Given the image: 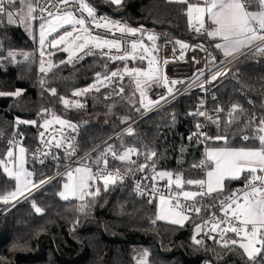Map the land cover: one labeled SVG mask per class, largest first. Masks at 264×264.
<instances>
[{
  "label": "trees",
  "instance_id": "1",
  "mask_svg": "<svg viewBox=\"0 0 264 264\" xmlns=\"http://www.w3.org/2000/svg\"><path fill=\"white\" fill-rule=\"evenodd\" d=\"M89 2L103 12L134 25H148L164 33L192 38L184 5L167 3L166 0H124L123 7L112 5L108 0ZM39 22L36 20L37 24ZM0 44L3 46L0 57L6 56L8 50L29 53L28 60L17 55V62L0 61V91L23 90L19 97L0 96V158L5 156L9 140L14 136L21 137L27 149V167L34 173L33 182L38 183L57 173L54 165L37 164L30 156L31 149L38 144L39 125L51 116H58L77 125L80 155L135 122L132 127L134 134L128 135L125 132L113 138L112 148L117 152L126 147H135L142 153L146 149L154 150L157 153L154 157L156 170L182 173L184 180H205L207 173L202 168L193 167L204 158L205 143L188 140L192 133L198 131V123L203 126L206 123V127L201 130L208 136L221 135L228 138L227 141L212 140L208 142V148L259 146L258 140L244 141L241 136L254 135L252 129L242 131L247 120L255 116L257 119L252 125L255 128L259 119L264 118V55L253 52L237 61L210 94L208 116L213 119L219 116L217 127L216 123L193 114L202 108L200 92L186 95L142 117L147 109L141 103L136 80L140 81L141 87L150 80L139 79L136 73H133L135 79L124 74L123 81L114 80L107 87L98 85L99 92L93 89L80 97L72 95L74 90L95 84L97 72L105 74L121 70L123 73L125 66L128 69H147L149 63L142 50L135 53V59L113 62L92 56L77 65H59L61 60H68L70 53L62 48L50 49L45 51L43 59L52 60L59 67L45 76L39 72L41 56L38 40L29 36L20 25H9L5 18L0 24ZM50 52L54 55L49 56ZM141 55L144 59H140ZM42 78L46 81V88H56V96L41 87ZM119 87L124 88V93L117 95L115 90ZM244 90L246 92L243 93ZM106 96L110 98L105 99ZM60 97L70 101L79 100L84 107L65 108ZM218 103H222L226 110L234 103L242 106L243 115L236 113L238 123L228 125L227 112L215 111ZM42 109L48 111L45 113ZM125 117L130 119L122 123ZM17 118L34 120L36 124H16ZM182 148L185 151L182 152ZM132 159L138 163L145 162L143 155L139 158L133 156ZM107 165L124 173L131 167L119 160L108 161ZM145 172L150 177L155 175L151 168L128 174L122 184L110 186L106 193L102 190L95 203L85 209L84 213L76 211L82 203L79 199L65 201L59 197L64 180L62 177L12 210L3 211L8 205L0 204V264H137L144 250L149 253L148 264H247L239 249L229 252L212 239L201 245L194 244L192 240L196 234L195 225L201 222L202 211L209 213L215 204L246 180L247 173L239 180L227 181L222 193L208 196L207 208H203L198 216L188 214L191 220L180 227L164 221H158L155 225L150 223L157 214V200H152L150 204L149 198L139 195L133 189V181ZM152 182L157 185L168 184L159 178ZM98 186L103 189L102 181L98 182ZM172 186L176 191L181 190ZM14 188L15 181L8 179L0 167V192ZM183 190L199 191V188L185 184ZM91 199L85 197L86 201ZM203 199L197 198L198 201ZM33 201L43 209L42 213L35 212ZM197 239H200L199 235Z\"/></svg>",
  "mask_w": 264,
  "mask_h": 264
},
{
  "label": "snow or ice",
  "instance_id": "2",
  "mask_svg": "<svg viewBox=\"0 0 264 264\" xmlns=\"http://www.w3.org/2000/svg\"><path fill=\"white\" fill-rule=\"evenodd\" d=\"M108 2L117 7H123L124 0H108ZM167 3H175L184 5V14L188 18L190 27H194L195 31L200 33L201 31L206 32L207 36L216 39H220V43H216L214 46L217 49L223 51L226 57L232 56L234 53L239 52L241 48L250 46L256 41H264V0H196L195 3L190 0H166ZM19 5V7H17ZM54 9V10H53ZM80 12L81 15L77 16L76 13ZM87 13L86 19L83 13ZM37 13H39L37 15ZM205 17L210 21V24L206 26ZM6 18L7 23L12 25L16 23L17 19L21 23H24L26 28L31 27V23L34 20L41 21L39 25V44L40 50V72L45 76L51 72L54 68H58L59 65L66 63H72L73 56L77 59H82L78 56V52H85L88 54L92 53V48L100 50L101 55H106L105 49L108 53L113 50L120 52L122 50V39L112 38L109 39L100 34H93L92 28L106 29L109 32H119L123 35L137 36V34L143 36V26L141 28H133L127 24L121 23L120 21H112L107 17H97L96 10L90 6L85 0H0V24L3 23ZM103 21V23H101ZM195 21V24L193 23ZM65 26H71V30H65L62 34H58L55 38L48 41V37L52 36L53 33H59L60 29H64ZM115 33L113 32V36ZM147 38L150 41H155L157 37L154 34L148 33ZM46 41L50 48L56 49L63 45L62 48L65 52H70L68 60H61L58 64L48 60L47 63L43 59L46 55L44 48ZM182 48H187L188 45L181 41H176ZM141 48L144 52L148 49L145 48L144 44L140 40H133L130 42L131 52H125L123 55H113L110 59L115 62L116 60H126L131 56L135 59V52L137 48ZM3 50L2 44H0V51ZM201 50H205L201 46ZM256 53L264 55V47L256 49ZM255 54V53H254ZM17 55H21L25 60L29 59V53L19 52L14 50H8L7 55L0 57V61L9 60L10 62H17ZM49 56L54 53H48ZM140 59H144L141 55ZM154 59L148 61L149 65H152ZM214 59V58H213ZM168 63V61H164ZM229 71H231L229 69ZM133 73L138 75L147 76L153 83H158L161 80H165V85L168 83L162 76H156L155 72L145 73L143 70L138 68L128 69L126 66L123 70L112 71L111 73L101 74L96 73V83L89 87L74 90L72 95L75 97L83 96L93 89L99 92L100 88L98 85L105 87L109 86L114 80L123 81L124 74L129 77H133ZM224 72H216L213 74L206 83H212L217 80L218 77L224 75ZM203 75V73H201ZM107 82V83H105ZM172 85L179 83V81H171ZM40 85L52 96L57 95L56 88H46V81L42 78ZM150 85L145 83L141 87L140 81L136 80L137 90L140 92V96H145V90ZM204 87L203 84L200 85ZM117 95L124 93V88L119 87L115 90ZM168 95L174 94L172 87L167 88ZM23 94V90L17 89L14 92H3L0 91V96L19 97ZM110 96H106L105 99H109ZM167 96H161L159 100H148L147 104L141 103L145 109L152 106H156L160 103V100H166ZM60 101L63 103L65 108L75 107L83 108L84 104L79 100H72L65 97H60ZM251 103V101H250ZM203 107V102L201 103ZM139 111V109H136ZM47 109H42V112H47ZM217 113L224 111L222 108L215 110ZM239 112L241 115L244 113L242 106L238 104H232L228 111L227 120L228 125L238 123L236 113ZM194 115L206 117L210 122L216 123L219 127V116L215 119L212 116H207L205 111L199 110ZM55 120L61 125L71 127L73 131L76 130L77 125L72 124L70 121L61 119L58 116H54ZM175 120V115H173ZM129 117H125L121 120L122 123H127ZM256 117L253 116L247 120L244 129H252L254 135L244 134L241 139L248 141L249 139L258 140V147H240V148H207L205 152V160H202L199 164L193 165V167L203 168L209 167L207 171V180L204 179H183L182 173L174 174L170 171H157L156 162L154 157L157 153L154 150L146 149L143 153L135 147H126L122 151L117 152L111 146L107 149L114 159L131 165L126 170L125 175L132 174L136 171L144 172L146 169L151 168L153 175L151 179L155 181L157 178L163 180L167 178L169 185H175L180 191L174 193L176 199L175 202L171 198L160 196L161 205L167 206L164 211H158L155 219H151L150 223L155 225L158 221H167L172 225H179L183 227L186 221L191 220V215L186 213H194L199 215L203 210L202 206H196L195 201L198 197H211L213 194L222 193L224 189L225 180L239 179L243 173H247L246 184L243 191H236L230 195L224 197L218 202V206L223 213L222 218H217L215 213L212 214L210 219L204 220L201 224L195 225V235L192 240L196 245H201L202 240L197 239V236L204 231L207 227L208 232L205 235L209 239L214 240L222 249L229 252H235L237 249L241 250V255L246 259L247 264H264V118H260L255 128H252L253 123L256 121ZM51 121L45 119L44 124L41 127L47 128ZM16 124H36V121H26L17 118ZM198 131L192 133L189 137V141L195 140L196 143H203L205 140H225L227 136L217 135L215 137L208 136L201 129L203 125H196ZM128 135L134 134V129L129 127L126 130ZM40 136L43 137L44 133L41 132ZM55 139V138H53ZM8 150L3 158H0V167L3 168V174L10 180L15 181V188L10 191L0 192V204L13 205L14 201L19 202L20 197L24 196L25 192H31L32 188H39V186L45 184L47 179L40 180L38 183L33 182L30 177L34 175L33 172L28 171L25 167V153L26 149L23 146H19L15 141L10 140ZM52 143V141H48ZM67 144V148L72 149L69 155L75 154V146L71 141H67L63 138L60 141L55 142V147L60 148ZM18 147L19 156L14 152V148ZM185 151V149H181ZM48 153H45L47 155ZM35 155V154H33ZM143 155L145 162L138 163L137 160L132 159L133 156L139 158ZM103 162L104 167L100 168L97 172H93L92 168L87 166H78L74 169L75 173H79L80 176L76 179L73 184H64L65 191L58 193L62 200H69L70 197L79 199L82 203L76 209V211L84 213L85 209L90 208L92 203H95L96 197L100 196L101 191L108 192L110 186H115L117 183H123L125 176L121 175L120 170L109 171L107 169L108 161L105 156H101L96 160V164L99 165ZM43 163V161H40ZM8 164H12L13 167L9 168ZM67 175L71 178L73 172L70 171ZM145 179H148L145 176ZM97 180L102 181L103 189L96 187L94 191L90 190L93 183ZM198 186L199 191H184V185ZM206 186V187H205ZM146 187V186H145ZM153 187V191H155ZM134 191L139 193L141 196L145 195L142 190V186L137 183ZM85 197H91V201H86ZM184 201H192V205L181 203L180 198ZM148 203H152V199L148 200ZM213 207V206H209ZM32 208L36 213H42L43 209L38 207L36 203L32 202ZM179 209V211L177 210ZM216 233L219 236L217 239ZM228 233H233L236 238H229ZM149 253L144 250L141 254L137 264H148Z\"/></svg>",
  "mask_w": 264,
  "mask_h": 264
},
{
  "label": "built area",
  "instance_id": "3",
  "mask_svg": "<svg viewBox=\"0 0 264 264\" xmlns=\"http://www.w3.org/2000/svg\"><path fill=\"white\" fill-rule=\"evenodd\" d=\"M43 3L44 0H41ZM86 3H88L90 6H92L97 13V17H107L109 20L112 21H120L121 23L127 24L130 27L133 28H141L143 26L144 35L141 36L137 34V36L133 37L130 35H121L119 32H115V35L113 36V32H109L107 30L103 29H96L92 28L93 34H100L101 36H105L109 39L116 38V39H122V50L120 52H116L113 50L111 53H108V50L105 49L104 52L107 53L106 55H101L100 50L96 48H92V53L94 54H88L87 50L85 52H78L77 55L82 57V59H77L76 56H73L72 59V65H77L84 60L92 57V56H99L105 59H110L113 55H123L125 52H131L130 49V42L133 40H140L143 42L145 48L148 49L153 55L154 60L158 63L159 69L156 73V76H162L166 79L168 82L165 85V80H161L158 83H153L151 80L148 82L150 85L145 90V96L142 97L143 104H147L148 100H159L161 96H167L166 100H160V103L156 106H152L147 109V111L144 113L143 117H147L165 107L168 105L176 102L177 100L185 97L186 95H189L191 93L200 92L202 95V102L204 104V107L200 108L199 110L205 111V113L209 114V108L207 107L208 104V98L212 91L218 86V84L221 82V80L226 76L229 69L239 60H241L243 57L256 52V49L259 47H264V41H257L255 44H253L248 49L244 50L243 52L239 54H235L233 56L228 57H221L219 56L213 47V41L210 37L207 36L206 32L201 31L200 33L196 32L194 27L189 26V32L192 38H184V37H178L175 35H171L168 33H164L161 31H158L151 26L148 25H134L128 21L119 19L117 17H113L109 15L106 12H103L101 9L93 6L89 0H85ZM54 10V9H53ZM39 13H37L38 15ZM77 16H80L81 13L77 12ZM83 16L87 18V13H83ZM103 22V21H101ZM195 24V23H194ZM209 25V24H208ZM206 25V26H208ZM71 30V27H69ZM151 33L154 34L157 39L155 41H150L147 38V34ZM176 41H181L184 44L188 45L187 48H182L179 44H176ZM201 46L205 50H201ZM159 53V54H158ZM131 56H129L130 58ZM128 58V59H129ZM214 58V59H213ZM152 58H148V61ZM111 60V59H110ZM164 61H168V63H164ZM224 72L225 74L218 77L217 80L212 81V83H206L210 79V77L215 74L216 72ZM203 73V75H201ZM179 81V83H176L175 85H172L171 81ZM236 82V81H234ZM203 84L204 87L201 88L200 85ZM172 87L174 89V94L168 95L167 88ZM246 92L245 90L243 93ZM222 108L224 111L227 112L228 116V110L225 109L224 105L222 103H218L216 106V109ZM215 109V110H216ZM222 111V112H224ZM207 119L206 117H204ZM44 122H42L39 125L38 128V144L33 149H31L30 156L37 164H46L50 163L56 167L57 173L53 175L52 177L47 179V182L39 188H34L32 191V194H30L28 198L31 196L37 194L42 189L53 183L55 180L59 178L65 177L68 172L74 171L75 168L79 166L80 162H87L89 161L88 167L92 168L93 172H97L100 168H103L104 166H98L95 163L94 157H101L102 155L105 156L107 161L115 162L116 159L113 158V156L107 152L109 139L102 142L98 147L93 149L90 152H86L83 155H80V141H79V129L76 128L75 131L71 127L64 126L61 128V125L57 122H51L50 125L47 128L41 127ZM135 122L130 123L126 125L125 127L121 128L118 132H116L114 135H112L110 138H116L119 135L126 132L127 128L133 127ZM206 124V123H205ZM204 124V128L206 125ZM23 125V124H21ZM43 132L44 136L41 137L40 133ZM66 138L67 141H71L72 144L75 146V154L69 155V153L72 151V149L67 148V144L63 147L57 148L55 147V142L60 141L61 139ZM55 138V139H53ZM10 140H13L16 142L19 146H24V143L21 139V137L14 136ZM9 140V141H10ZM48 141H52V143H48ZM212 140H205V147L208 148V142ZM9 144V143H8ZM17 148V147H15ZM205 149V152H206ZM45 153H48L45 155ZM35 154V155H33ZM205 154L204 158L202 160H205ZM43 161L41 163L40 161ZM8 167L11 168L12 164H8ZM208 166H205L202 168L203 172H207ZM107 169L109 171H114L117 168H112L107 165ZM121 175L125 176L126 180L128 178V175H125L123 171L120 170ZM145 176L148 177V179H145ZM99 182L97 180L94 184ZM246 180H244L242 183L238 184L228 195H230L233 192H236L238 190L243 191ZM139 183L142 186V190L144 191L145 195H143L146 198H151L152 200H158L161 195L165 196L166 198H171L173 202H175V195L176 189L169 184H163V185H157L152 182L151 177L149 173L145 172L143 173L139 178L133 181V189L135 188V185ZM146 186V187H145ZM153 187H155V191H153ZM137 193V192H136ZM139 194V193H138ZM140 195V194H139ZM226 195V196H228ZM224 196V197H226ZM208 196L203 197V200H196L195 205L196 206H202L203 208H207L206 199ZM223 197V198H224ZM222 198V199H223ZM26 200V199H25ZM14 202L16 203H22L24 202ZM181 203L192 205V201H184L183 198H180ZM16 207V206H15ZM179 211V209H177ZM203 215L201 217L202 223L206 219H210L212 214L215 213V216L217 218H222L223 213L220 210L218 203L214 205V207L211 209L209 213H206L204 211ZM187 214H194V213H187ZM208 232V228L206 227L203 232L199 234L200 240L205 243L209 240L208 236L205 235V233ZM212 235H216L219 239V236L216 233H213ZM229 238L232 236L235 237L233 233L227 234ZM236 238V237H235ZM214 264V263H210Z\"/></svg>",
  "mask_w": 264,
  "mask_h": 264
},
{
  "label": "rangeland",
  "instance_id": "4",
  "mask_svg": "<svg viewBox=\"0 0 264 264\" xmlns=\"http://www.w3.org/2000/svg\"><path fill=\"white\" fill-rule=\"evenodd\" d=\"M19 7V6H18ZM97 14V13H96ZM120 19V18H119ZM123 20V19H122ZM126 21V20H125ZM129 22V21H128ZM40 23L41 22H39L38 24L36 23V20H34V21H32V23H31V27H28V28H26V26H25V24L24 23H21L20 22V20L19 19H17V21H16V23H14V24H17V25H20L27 33H28V35L29 36H31V37H36L37 38V40H38V45H39V48H40V50H41V47H40V44H39V25H40ZM101 23H103V22H101ZM193 23H195V22H193ZM69 27H71V26H65V28L64 29H60L59 30V33H53L52 34V36H50V37H48V41H50V40H52L53 38H55L58 34H62L65 30H70L69 29ZM101 29H103V28H101ZM103 30H106V29H103ZM113 31H115V29H113ZM48 41H46V44H45V48H44V51H48V50H50V49H53V48H50L49 46H48ZM64 46L63 45H61V46H59L58 48H63ZM142 49L141 48H137L136 49V52H139V51H141ZM143 51V50H142ZM135 52V53H136ZM144 52V51H143ZM70 53V52H69ZM145 59H146V61H148V58H154V55L150 52V51H147V52H145ZM129 59H131V57L129 58ZM158 69H159V65H158V63L154 60V62H153V64L152 65H149V67L147 68V69H141V70H143L145 73H150V72H155V75H156V73H157V71H158ZM137 76H138V78L139 79H146V80H150V79H148L147 78V76H143V75H138L137 74ZM148 83V82H147ZM143 117V116H142ZM141 117V118H142ZM49 121H51V122H57L56 120H55V118H54V116H51L49 119H48ZM58 123V122H57ZM24 148H25V146H23ZM26 149V148H25ZM27 150V149H26ZM14 152H15V154L17 155V156H19L20 154H19V150H18V147L17 148H14ZM95 158V160H96V158L97 157H94ZM88 164H89V161H87L86 163L85 162H80L79 163V166H87L88 167ZM12 167H13V165H12ZM24 167L29 171V169H28V167H27V151H26V153H25V164H24ZM246 173V172H245ZM80 176V174L79 173H75V171H73V176L70 178L68 175H65V177H63L64 178V180H63V183H62V189H61V191H65V189H64V184H66V183H68V184H73V183H75V181H76V179H78V177ZM29 179H31L32 181H33V177H30ZM167 178H165V180H166ZM164 180V179H163ZM97 185H98V182L96 183V184H94V185H92V188L90 189V190H94L95 189V187H97ZM94 188V189H93ZM34 190V188H32L31 189V192L29 193V192H25V196L26 197H28L30 194H32V191ZM73 199H77V198H75V197H71V198H69V200H67V201H72ZM23 200H25V198H24V196H22V197H20V199H19V202L20 201H23ZM15 202V201H14ZM13 202V203H14ZM18 204H21V203H15L14 204V206L13 205H8L6 208H4V210L3 211H9V210H12L13 208H15V206H17ZM2 213V212H1Z\"/></svg>",
  "mask_w": 264,
  "mask_h": 264
},
{
  "label": "crops",
  "instance_id": "5",
  "mask_svg": "<svg viewBox=\"0 0 264 264\" xmlns=\"http://www.w3.org/2000/svg\"><path fill=\"white\" fill-rule=\"evenodd\" d=\"M190 2H193V3H195L196 2V0H190ZM195 22V21H194ZM205 23H206V25H208V24H210V21H208L207 20V17H205ZM212 39V38H211ZM212 41H213V47H214V50L216 51V53L219 55V56H221V57H226L225 55H224V53H223V51L222 50H220V49H217V48H215V44L216 43H220L221 41H220V39L219 38H216V39H212ZM257 42V41H256ZM256 42H254L253 44H255ZM253 44H251L250 46H247V47H243V48H241V50L239 51V52H236V53H234L233 55H235V54H239V53H241V52H243L244 50H246V49H248L249 47H251ZM232 55V56H233ZM243 175H244V173L241 175V177L239 178V179H241L242 177H243ZM239 179H235V180H239ZM165 180V179H164ZM207 180V175H206V177H205V181ZM166 181H167V179H166ZM227 181H229V180H225L224 181V187H225V184H226V182ZM98 186V185H97ZM99 187V186H98ZM185 191V190H184ZM71 198V197H70ZM73 200H75V199H73ZM157 213H158V211H164V210H166L167 209V206H165V205H161V203H160V198L157 200ZM164 222H167V221H164Z\"/></svg>",
  "mask_w": 264,
  "mask_h": 264
},
{
  "label": "bare ground",
  "instance_id": "6",
  "mask_svg": "<svg viewBox=\"0 0 264 264\" xmlns=\"http://www.w3.org/2000/svg\"><path fill=\"white\" fill-rule=\"evenodd\" d=\"M108 139H109L108 147H109V146L112 147V141H113V138H110V137H109ZM108 139H106V140H108ZM106 140H105V141H106ZM103 142H104V141H103ZM100 144H101V143H100ZM100 144H99V145H100ZM99 145H97L96 147H98ZM96 147H94L93 149H95ZM93 149H91L90 151H92ZM90 151H88V152H90ZM98 166H103V164L101 163V164H99ZM199 224H201V223H199Z\"/></svg>",
  "mask_w": 264,
  "mask_h": 264
},
{
  "label": "water",
  "instance_id": "7",
  "mask_svg": "<svg viewBox=\"0 0 264 264\" xmlns=\"http://www.w3.org/2000/svg\"><path fill=\"white\" fill-rule=\"evenodd\" d=\"M48 61V60H47ZM47 61H45L46 63H47ZM52 61V60H51ZM53 63H55L54 61H52ZM39 69H40V66H39ZM39 72H40V70H39ZM41 73V72H40ZM41 114H44V113H41Z\"/></svg>",
  "mask_w": 264,
  "mask_h": 264
}]
</instances>
